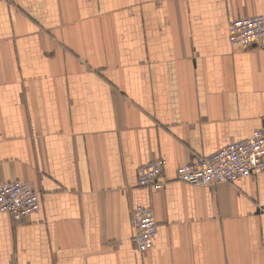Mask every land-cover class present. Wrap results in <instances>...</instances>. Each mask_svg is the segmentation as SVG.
<instances>
[{
  "label": "crops",
  "instance_id": "crops-1",
  "mask_svg": "<svg viewBox=\"0 0 264 264\" xmlns=\"http://www.w3.org/2000/svg\"><path fill=\"white\" fill-rule=\"evenodd\" d=\"M264 0H11L0 4V185L37 213L0 214V264H264V173L212 187L178 167L264 130V48L234 20ZM167 160L162 190L138 171ZM151 208L154 247L132 243Z\"/></svg>",
  "mask_w": 264,
  "mask_h": 264
},
{
  "label": "built area",
  "instance_id": "built-area-1",
  "mask_svg": "<svg viewBox=\"0 0 264 264\" xmlns=\"http://www.w3.org/2000/svg\"><path fill=\"white\" fill-rule=\"evenodd\" d=\"M10 1L0 0V4ZM229 41L235 48H264V16L234 20ZM166 164L165 158H159L142 166L138 171L139 186L162 190L166 185ZM261 173H264V130L257 129L245 141L230 143L210 155L198 156L191 163L178 167L176 180L193 186L212 187L233 184ZM40 202V193L34 183L11 181L0 185V214H8L16 222L37 213ZM132 219L135 225L132 243L144 255L154 247L157 221L151 208L142 205L134 209Z\"/></svg>",
  "mask_w": 264,
  "mask_h": 264
}]
</instances>
